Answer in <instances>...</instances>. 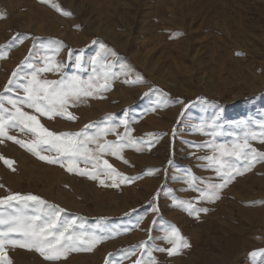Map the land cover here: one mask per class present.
Here are the masks:
<instances>
[{
    "label": "rangeland",
    "instance_id": "1",
    "mask_svg": "<svg viewBox=\"0 0 264 264\" xmlns=\"http://www.w3.org/2000/svg\"><path fill=\"white\" fill-rule=\"evenodd\" d=\"M51 3L72 15H62ZM0 17V45L18 33L24 37L10 49L0 48L7 52L0 58V93L23 96L22 90L5 92V86L22 62L43 66L41 58L53 55L45 51L50 41L63 43L54 56L63 67L41 78L75 73L86 80L102 43L110 50L108 71L116 75L107 91L68 106L75 120L24 110L55 133H78L95 124L115 129L101 142L116 141L117 133L125 132L124 120L132 137L152 141L138 145L140 151L124 148L123 159L102 155L101 166L107 160L135 177L119 186L102 174L93 180L69 172L66 160L64 166L49 163L11 140L0 143V155L15 162L12 170L0 160V197L39 196L64 209L61 220H74L75 230L106 237L92 251L70 252L56 264L147 262L141 242L152 250L155 264H264V257L250 256L264 249V162L236 175L218 198H199L200 189L222 182L202 157L219 156L214 146L243 142L249 131L259 133L257 125L264 121V0H0ZM213 120L215 129L209 127ZM213 130L218 135H211ZM87 131L95 135L97 128ZM8 134L25 143L35 139L19 128ZM249 143L264 151V143ZM40 155L57 157L55 151ZM78 167L93 170L83 162ZM192 177L195 187L188 182ZM181 200L207 211L189 215ZM12 211L0 207V213ZM169 225L189 245L172 255L155 251L172 247L160 239ZM8 256L12 264H52L27 248L10 247Z\"/></svg>",
    "mask_w": 264,
    "mask_h": 264
},
{
    "label": "snow or ice",
    "instance_id": "2",
    "mask_svg": "<svg viewBox=\"0 0 264 264\" xmlns=\"http://www.w3.org/2000/svg\"><path fill=\"white\" fill-rule=\"evenodd\" d=\"M41 2L50 3V0H41ZM51 6L64 16L72 15L70 11L62 9L58 3H51ZM23 38V35L18 33L13 36L8 44L0 45V48L10 49L17 39L22 40ZM62 47L61 41H50L45 51L51 52L53 55H45L41 58L43 66H37L31 62H22L18 70L12 73L13 79H9L4 91L12 93L14 90H22L24 94L13 98L12 95L0 93V143L4 139L11 140L49 163H59L64 166L66 160L69 172L79 171V174L88 175L93 180L98 179L102 174L112 181V186H119L120 183L134 180L135 177L125 176L118 172L107 160H103V166L100 163L104 154L123 159L120 153L124 148L134 147L140 151L138 145L144 143L151 145V140L146 141L143 138L132 137L126 121H120V124L125 125V132L122 135L117 133L116 141L101 142L100 138L107 132L114 131V127L105 129L100 128L99 125L88 124L84 130L78 133H55L45 128L36 115L24 110L26 106L41 116L49 118L66 116L69 120H75L76 117L67 111L70 104L75 105L82 102V98L92 97L108 90L109 80L114 78L116 73L108 71L112 67L111 62L107 61L110 50H107L102 43L100 48L103 51L97 52L96 56L91 59L93 75L88 76L86 80L75 73L65 74L59 80L42 79L41 73L58 71L63 67L62 63L54 61V56L59 54ZM237 54L240 55L241 53ZM6 55V51L0 52V58H4ZM111 55H115V53H111ZM27 60L28 58H26ZM75 60L77 68H80L81 56L77 55ZM25 68L30 69V71L25 72ZM6 104L10 105L11 108L6 107ZM94 126L97 128V132L95 135H89L87 130ZM240 126L251 127L247 121H241ZM209 127L215 129L218 125L213 120ZM257 127L260 129L259 133L247 132L243 137V142H233L231 146L224 144L214 146L213 150L219 152V156L202 157V159L212 162V165L215 166L214 171L222 182L218 184L209 183L205 189H200V199L211 201L218 198L219 190L226 187L236 175H241L250 170L256 163L264 162V151H258L249 143L250 140H258L260 143H264V121H261ZM11 128L26 130L35 139L30 143H25L8 134V130ZM147 135L152 136L153 134ZM211 135L216 136L218 133L213 130ZM90 144L96 145L95 150L89 147ZM41 151H55L57 157L50 158L40 155ZM0 160L15 170L14 161L2 155H0ZM80 162L85 165L91 164L93 170L80 169L78 167ZM124 162L128 163L126 160ZM149 171L156 170L151 169ZM194 180L195 177H192L188 182L192 184ZM100 183L103 184L104 180H100ZM192 186L195 187L194 184ZM178 204L189 215L207 211L205 208L197 209L191 201L181 200L178 201ZM0 207L13 210L10 214L0 213V264H12L8 256L10 247L35 250L45 260L56 264L62 259H67L70 252L92 251L97 244L106 238L96 232L75 230L74 220H61V213L64 209L60 208L59 205H51L36 195L16 193L0 197ZM153 210L157 211L158 209ZM163 232L164 235L160 239L172 247H157L155 251H167L169 255H172L179 248L189 246L175 225H169L163 229ZM139 247L145 249L149 259L147 262L138 259L135 264H155L152 250L146 247V243L141 242ZM257 255L264 257V249L250 254L252 258ZM106 264H108L107 261Z\"/></svg>",
    "mask_w": 264,
    "mask_h": 264
}]
</instances>
